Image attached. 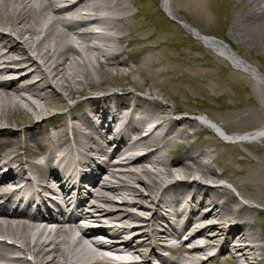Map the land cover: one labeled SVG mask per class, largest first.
Masks as SVG:
<instances>
[{
  "label": "bare ground",
  "instance_id": "1",
  "mask_svg": "<svg viewBox=\"0 0 264 264\" xmlns=\"http://www.w3.org/2000/svg\"><path fill=\"white\" fill-rule=\"evenodd\" d=\"M72 1L75 2L77 0ZM228 1L233 3L235 0ZM237 1L239 2V6L237 8L236 6L234 7L236 9L235 12L234 10L227 11L231 34L234 38L237 37L239 43L243 44L253 53L258 54V58L264 68V0ZM64 2H67V0ZM83 3L85 5L79 6L77 3L61 5L55 0L0 1V16L4 15L7 19L6 22L2 17L1 22L9 27L10 31L17 32L16 37L18 40L16 42V39L15 41L9 39L7 43H4L3 46L7 47V51L4 53H1L0 47V64L2 62L11 63L13 60H32L33 57L29 54L32 51L45 64V73L54 81L55 86L65 91V94H62L56 92L54 89H46L40 83H30L33 76H36L35 73L28 74L18 80L0 82V124L12 121H16L17 123L27 122L30 129H33L27 139L22 140L16 137L15 131L0 128V136L4 137L3 142L0 143V161L4 162L5 159L7 160V165L19 168L23 172L21 175L23 177H26L28 170L37 173L42 179L39 180V186L52 187L58 173L57 169H62L61 161L64 162L67 158V163H71L73 160L64 151L50 147L45 152L36 148V145L49 142L53 138L56 141H64V138L68 136V130H71L77 137V144L81 151L80 163L87 165L99 153L109 155L106 161L101 162L99 171L95 175L96 179H101L102 182H97L94 190L81 187V194L84 197H93L95 199L93 205L96 206V211L111 215L112 221L124 220L127 222L131 218L142 220V217H147L143 213L150 211L153 205L146 203L145 191L136 185V182L142 183L149 190L148 193H155L153 195L154 198L155 196L157 197L159 189L164 185L162 182L167 177L176 179L180 175L188 178L194 176L195 170L213 173L215 169H208L206 167V165L213 162V158L207 156L203 161L202 154L206 151L204 148L200 149V151L187 150L180 156L172 155L170 158L161 154L160 149L162 147L170 146V141L174 143L178 142L176 136L179 138L188 129V125L192 124L191 120L180 119L185 122L182 125L181 131L180 129H176L178 123L176 120H164V116H161L162 120L154 127V131L146 135V138H136L130 148L135 152L134 155L128 156V150H123L120 153V155H124L125 157L119 161L126 160L123 164L124 167H122L125 168L122 173L126 177L118 178L122 182V185H117L111 179V177L117 178L119 176L118 173L121 171V169L113 168L116 163H113L111 159V156L116 154L120 149L117 146L110 151L108 150L111 146L106 143H109L111 139L108 138L107 133L111 131V127L109 126L107 131H104L103 129L107 125L105 121L115 124L121 119L117 133L123 136H130L134 130L122 126L125 120L138 121L142 129L145 119L149 120L156 112L154 109L148 110L144 107L132 106V101H124L113 94H108L109 96L103 95L102 98L98 99L87 97L79 102L80 108L78 109L67 104L66 94L68 97L75 98L81 92L88 93V89L83 85L94 83V75H99L101 79L103 75L130 76L132 69L131 60L126 59L125 61L124 59H120L118 63L116 58L122 54V51L113 47V38H125V34L119 35L122 33V27L117 24L118 21L128 17V9L124 2L121 0H94V2L83 0ZM163 6L170 13H173L168 0H163ZM209 7L211 6H208V9H210ZM111 35H113V38ZM0 39L5 40L6 36L0 35ZM201 40L203 41V39ZM205 42L215 45L226 54L230 53L233 61L243 65L252 74H256L253 66L248 65L241 57L234 56L235 54L233 55V52L223 44L213 40H205ZM109 43L112 44V47L109 46V50L103 48L104 46L108 47ZM110 49H112L111 53ZM88 51L92 53H88ZM141 61V58L135 60L136 63H140ZM255 61L258 62V60ZM96 68H100L102 73L98 72L96 74ZM136 70L139 71V68H136ZM177 70L179 72L178 78H182V80L185 74L195 76V80L197 81L202 80L199 75L196 76L194 71L182 69L181 65ZM11 71L13 70L10 68L6 70L3 68L0 70V75H9L13 73ZM145 71L144 69L142 73H145ZM20 72L23 76L28 71L21 68ZM257 76H255L257 78L256 87L258 92L260 91L261 102L264 108V84H262L264 78ZM75 84H78L79 87ZM55 86L51 85V88ZM29 90L32 91V94ZM210 91L208 86H206L203 87V90L195 91L193 95L196 97H198L196 95L198 93L208 95ZM127 94L131 95V92ZM233 95L232 97L228 94V87H226L221 93L214 96L216 99L222 98L226 103L228 115L221 124L225 129L233 125L228 120L233 119L235 116L241 115V117H247L251 113L255 114L258 111L257 102L254 103L252 95H250V99L254 105L251 108H247L245 104H242V101L237 99L239 96L236 91ZM54 99H57L60 106L67 109V112L65 113V118L55 124L53 129L49 130L45 125V115L43 112L45 111L46 113L47 110L42 109L41 106L43 103L47 105L48 100L52 103ZM163 108L161 110L164 114L169 112L167 108ZM17 110L26 113L23 119L13 120L11 116H8L11 112V114H15ZM163 122L166 125L162 126ZM183 142H186V140ZM139 147H143L142 149H146V151H141L139 154ZM55 155L63 156L54 162L53 157ZM140 160H147L152 163L154 170L140 169V167L145 166L143 162L134 164V162ZM39 168H47L50 171L39 174ZM104 170L109 177L104 176ZM9 175L15 178L18 177L13 171H10ZM202 175L205 176V174ZM126 178L132 179L131 182L126 180ZM238 181L244 189H246L245 184H255L254 178L238 179ZM261 181L257 180V183ZM108 183L112 184L113 189H110L112 193H108L105 190V185ZM195 184L201 186L205 194L208 190V193L211 191L207 186L202 185L198 181H195ZM176 186L181 185L170 184L166 186L159 197L169 218H172L171 216H175L176 214L173 205ZM244 189L242 190L244 195L255 197L257 199L256 202L264 201L260 196L255 195L253 192L248 193ZM96 192L99 193L98 196H95ZM182 194L186 196L185 193L180 192V195ZM119 195L124 197L123 203L125 204L123 205L125 206L115 204V200H117L115 197ZM206 196L211 199L213 198L211 194H206L202 197V201L207 200L205 209L207 213H210V215H206L202 219L210 222L212 218L215 219L214 215L220 217L214 226H209L215 231L212 232L214 238L207 246H212L213 240L220 239L222 248L238 264H258L260 256L264 255V242H261L264 237L253 225L254 211L247 210L243 206L240 207L241 211L237 210L238 208L234 209L232 196L222 201L223 203L221 204L220 202L218 204L217 194L216 199H214L217 203L209 200ZM195 197L199 199L197 207H202L200 196L195 194ZM222 198L223 195L219 197V200ZM160 211L161 209L158 206L152 218L156 219L159 217L162 214ZM229 211L230 215L227 216ZM176 215L179 217L178 214ZM90 216L93 215L91 214ZM147 220V222H142V224L151 223L150 217H147ZM4 222L11 225L15 231H19L17 237L23 240H21L22 243L24 242V253L27 251L39 253L40 264H49L50 262H52L51 264H63L68 255V250L66 251L63 244L64 241L61 238L58 239L59 241L57 240L56 247L51 250L40 244L31 247L29 241L26 240L27 231H24L29 227L28 224L19 226L20 222L7 219L0 220V224ZM197 223V221H193L191 224L189 222L183 224L180 222V219H177L173 221L172 231L167 229L163 232L155 231L156 240L157 242L168 241L170 240L169 235L178 236L180 233L190 230ZM198 230L195 227L189 233V239L195 241L193 244L194 249L199 246L201 238V236H198ZM98 231L105 232L108 237L112 236L113 239L105 238L102 241L104 238H100L94 241L91 237H88L89 243L82 236H78L73 248L75 253L74 257L71 258L72 264H87V258L97 256L96 253L88 252V250L93 251L90 244L93 246L98 244L101 246V249H109L119 258L135 256L136 252H140L142 250L140 248L145 245L144 242L140 244L144 234L142 231V234L138 238H124V234L128 232L125 228L108 231L99 226ZM92 232L91 230L89 231V233ZM171 248L178 252V254L181 251V247L174 244H171ZM200 250V253L204 254L206 248L200 247ZM178 254L177 257L169 259L167 262L169 264H179L181 260H184V256L182 253L179 256ZM107 260L109 264H119L112 257H107ZM7 264L19 263L16 261L12 262L11 258Z\"/></svg>",
  "mask_w": 264,
  "mask_h": 264
},
{
  "label": "rangeland",
  "instance_id": "2",
  "mask_svg": "<svg viewBox=\"0 0 264 264\" xmlns=\"http://www.w3.org/2000/svg\"><path fill=\"white\" fill-rule=\"evenodd\" d=\"M129 2L132 8V6H134V0H129ZM147 2L148 4L145 3L147 4L146 10L149 11L153 17H159L161 28L158 30V34H160L163 40L168 39L171 42H169V45L160 47V49H150L149 47V49L135 50V52H142L138 54L137 57H142L144 59L141 62V65L146 67L148 72L146 71L144 76L142 74L144 68L139 65V71L135 68L134 75L129 78V81L139 85H150L153 91L158 90V95H162L164 98L169 100L170 106L180 107L185 110L197 109L196 104L201 106H203L202 104H205L206 106L212 105L210 102H197L190 99L184 95L183 92L184 89H189L193 92L201 89L203 90V87L206 86H208L211 92L216 94L221 93L223 89L228 87V94L232 97L234 96L233 93L235 91L239 92V97L237 99L242 101V104H245L247 108H251L254 105L250 99V95L256 99L258 98V95L255 93L252 86L251 79L255 81L253 75L236 72L230 69L231 67L228 58H225L223 55L216 54L214 51L207 48V45L205 46L204 44H201L196 40H192L188 36L184 35L186 33L182 29L181 30L183 32L175 29V25H173L174 23L169 22L162 15H159L155 6L150 1ZM173 2L181 5V7L185 10L184 14H180L184 20L188 22L190 21V23L192 22L193 25L199 24L198 26L205 27L207 29L209 28L214 32H219L222 29H225L221 20V15L225 14L228 10H234L235 12L236 9H234V7L236 6L237 8L239 6V2L237 0L233 3L228 0H173ZM207 5L211 6L209 7L210 9H208ZM160 16L163 18L161 19ZM141 19L142 16L139 17V21ZM123 29L136 31L138 30V25L135 22L134 25L129 28L126 23V25L123 26ZM147 31L149 30H145V32ZM234 40L237 41L238 39L234 38ZM222 41L226 42L225 39ZM174 44H178L179 46L175 48ZM239 50L240 51L237 50L238 53L248 62L251 63L252 61L255 63V60H258V63H262L258 58V54L253 53L247 47H239ZM88 53L92 52L88 51ZM179 58L183 59L185 62H183V60L179 61ZM207 64L209 65L207 66ZM180 65L182 69L194 71L196 76L199 75L202 80L197 81L195 80V76L185 74L184 79H181V82L179 81V83H177L175 81V76L179 75L177 68ZM160 69H164V74L159 73ZM174 69L177 71H174ZM98 72L102 73V70L100 68H96L95 73L97 74ZM94 76V83L85 84L83 86L86 88L89 86H94L96 88H113L116 84H124L125 81L128 80V78L125 77L111 75H106L105 77L103 75L102 79L99 75ZM222 85L223 87L221 88ZM230 85H232V87H230ZM29 92L32 94V91L29 90ZM211 92L210 94H212ZM256 99H254V103ZM213 102L215 105H219V102L222 101L219 100V102H217L213 100ZM41 108L49 111L54 109L49 100L47 105L46 103H43ZM227 112L228 109L226 108L225 113L214 112V114L216 117H220L225 120L228 115ZM5 113H7V111H5ZM11 113L8 114V116H11L13 120H21L26 115V113L20 112L19 110H17L15 114ZM241 119L243 120L241 121ZM228 121L229 123L231 122V124L233 123V125L230 126L233 130H241L248 126L251 128H253V126H257L261 122V119L257 112L255 114L251 113V115H248L247 117L237 115ZM190 143H192L191 145H193L194 148L196 146L206 145H211V148L212 146H216L214 148H216L217 154L221 159L228 148L221 145L213 138V136L208 135L199 136L198 138L195 136L192 138ZM228 150L230 151L231 148H228ZM229 165H231V163H229ZM243 167L245 168L244 179H249L250 177L255 179V184H247L246 187H248L255 194L264 196V183H261L264 182V168L250 164L244 165ZM217 169L220 170L221 167L218 166ZM257 180L262 181L257 183Z\"/></svg>",
  "mask_w": 264,
  "mask_h": 264
}]
</instances>
